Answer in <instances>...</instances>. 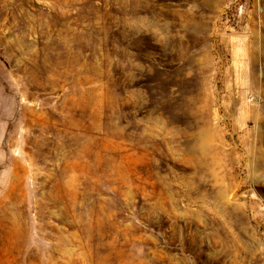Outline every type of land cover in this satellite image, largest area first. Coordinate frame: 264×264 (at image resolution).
<instances>
[{
  "label": "rangeland",
  "instance_id": "obj_1",
  "mask_svg": "<svg viewBox=\"0 0 264 264\" xmlns=\"http://www.w3.org/2000/svg\"><path fill=\"white\" fill-rule=\"evenodd\" d=\"M0 264H264V0H0Z\"/></svg>",
  "mask_w": 264,
  "mask_h": 264
}]
</instances>
